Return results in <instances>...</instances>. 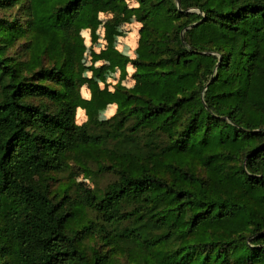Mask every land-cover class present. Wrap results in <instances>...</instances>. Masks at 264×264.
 <instances>
[{"label": "trees", "instance_id": "1", "mask_svg": "<svg viewBox=\"0 0 264 264\" xmlns=\"http://www.w3.org/2000/svg\"><path fill=\"white\" fill-rule=\"evenodd\" d=\"M0 264H264V0H0Z\"/></svg>", "mask_w": 264, "mask_h": 264}, {"label": "rangeland", "instance_id": "2", "mask_svg": "<svg viewBox=\"0 0 264 264\" xmlns=\"http://www.w3.org/2000/svg\"><path fill=\"white\" fill-rule=\"evenodd\" d=\"M130 6L137 5V0H127ZM113 14H101V20L103 22L108 21L109 19L113 18ZM121 17V16H120ZM119 17V18H120ZM119 23V24H118ZM115 39L113 42V46L123 52L126 55H130L132 57L135 56V50L138 45L139 39V30L141 25L137 22L132 20L131 22H117L115 23ZM82 37L84 39L85 45V55L82 62L83 65V74L85 77H93V70L92 66L96 65L99 67L100 65L104 64L102 61H93V53H99L108 45L105 39V30L104 28H99L96 33H92L90 30H82L81 32ZM129 72H133V68L129 67ZM120 72L117 71L113 72H105L103 73L101 78H95V89L94 93L98 94L103 97H108L113 92V86L118 82ZM127 86L133 85V80L131 76L124 82ZM82 95L86 99L91 98L92 90L89 89L87 86L82 88L81 90ZM104 106L101 108L99 112L100 119H107L111 117L115 111L116 106L109 102H104ZM87 116L85 114L84 109H80L77 114V122L83 123L86 121ZM77 179L81 181H85L83 179V175H79ZM108 180V178H106Z\"/></svg>", "mask_w": 264, "mask_h": 264}, {"label": "water", "instance_id": "3", "mask_svg": "<svg viewBox=\"0 0 264 264\" xmlns=\"http://www.w3.org/2000/svg\"><path fill=\"white\" fill-rule=\"evenodd\" d=\"M178 4L180 5V0H178Z\"/></svg>", "mask_w": 264, "mask_h": 264}]
</instances>
